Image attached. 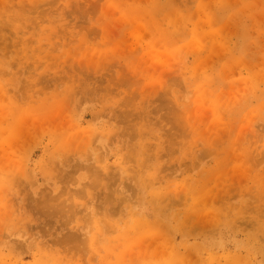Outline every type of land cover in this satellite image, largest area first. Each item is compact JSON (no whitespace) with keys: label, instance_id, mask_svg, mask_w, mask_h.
Listing matches in <instances>:
<instances>
[{"label":"rangeland","instance_id":"374dc122","mask_svg":"<svg viewBox=\"0 0 264 264\" xmlns=\"http://www.w3.org/2000/svg\"><path fill=\"white\" fill-rule=\"evenodd\" d=\"M0 264H264V0H0Z\"/></svg>","mask_w":264,"mask_h":264}]
</instances>
